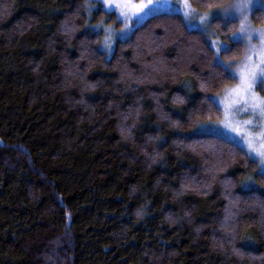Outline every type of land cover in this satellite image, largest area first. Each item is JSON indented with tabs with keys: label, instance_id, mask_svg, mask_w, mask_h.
Wrapping results in <instances>:
<instances>
[{
	"label": "trees",
	"instance_id": "16d2710c",
	"mask_svg": "<svg viewBox=\"0 0 264 264\" xmlns=\"http://www.w3.org/2000/svg\"><path fill=\"white\" fill-rule=\"evenodd\" d=\"M93 3L0 0V264H264V172L198 130L231 70L178 13L107 56L103 25L121 22ZM213 29L240 60L238 21Z\"/></svg>",
	"mask_w": 264,
	"mask_h": 264
},
{
	"label": "rangeland",
	"instance_id": "374dc122",
	"mask_svg": "<svg viewBox=\"0 0 264 264\" xmlns=\"http://www.w3.org/2000/svg\"><path fill=\"white\" fill-rule=\"evenodd\" d=\"M86 2L87 6L94 2L93 4H101L106 11H114L121 22L118 27L111 23L103 25L104 38L100 42V48L107 56L117 39H125L136 26L157 13L181 14L189 27L208 35L218 61L231 70L235 81L215 96V101L222 110L221 119L202 124L198 130L203 134H214L235 142L257 162L259 170L264 172V157L259 154L264 151V147H261L264 145V116L260 115L259 107H253L254 104L264 107V25L255 26L250 19L253 9H264V0H230L226 5L207 12L194 9L189 0ZM240 5L246 7L241 8ZM217 19L238 21V29L231 34L230 40L243 43L244 54L240 60L229 61L221 57L228 42L216 37L213 22ZM241 26L244 27V32H240Z\"/></svg>",
	"mask_w": 264,
	"mask_h": 264
},
{
	"label": "snow or ice",
	"instance_id": "6c2138e0",
	"mask_svg": "<svg viewBox=\"0 0 264 264\" xmlns=\"http://www.w3.org/2000/svg\"><path fill=\"white\" fill-rule=\"evenodd\" d=\"M240 7L241 8H243V7H246V5H240ZM245 31V29H244V27L243 26H241V28H240V32H244ZM247 87H250V85H247ZM253 107H259V112H260V115L261 116H264V107H260L259 105H253ZM246 110V109H245ZM248 123H251V121H249ZM250 147H251V144H250ZM261 147H264V145H262ZM257 151H259V150H257ZM262 157H264V151H261L260 153H259ZM262 163H264V161H262Z\"/></svg>",
	"mask_w": 264,
	"mask_h": 264
}]
</instances>
